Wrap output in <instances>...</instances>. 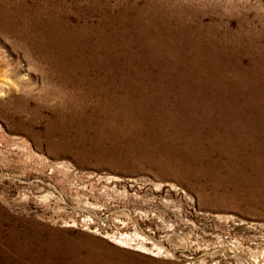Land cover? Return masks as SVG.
Masks as SVG:
<instances>
[{"label": "rangeland", "instance_id": "1", "mask_svg": "<svg viewBox=\"0 0 264 264\" xmlns=\"http://www.w3.org/2000/svg\"><path fill=\"white\" fill-rule=\"evenodd\" d=\"M0 264H264V0H0Z\"/></svg>", "mask_w": 264, "mask_h": 264}, {"label": "bare ground", "instance_id": "2", "mask_svg": "<svg viewBox=\"0 0 264 264\" xmlns=\"http://www.w3.org/2000/svg\"><path fill=\"white\" fill-rule=\"evenodd\" d=\"M5 60H6V59H5ZM4 62H5V61H4ZM7 67H8V66H7ZM6 69H7V68H6ZM114 240H115V239H114ZM119 241H120V242H125V241H123V240H121V239H120ZM122 244H123V243H122ZM142 248H143V247H142Z\"/></svg>", "mask_w": 264, "mask_h": 264}]
</instances>
